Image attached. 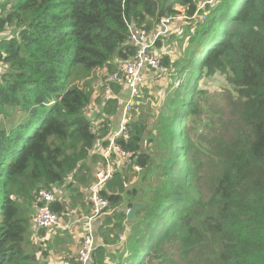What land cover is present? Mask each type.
Segmentation results:
<instances>
[{
    "label": "trees",
    "instance_id": "1",
    "mask_svg": "<svg viewBox=\"0 0 264 264\" xmlns=\"http://www.w3.org/2000/svg\"><path fill=\"white\" fill-rule=\"evenodd\" d=\"M203 1L0 0V264H42L28 249L40 190L55 192L50 206L63 218L72 204L82 203L79 217L92 211L87 163L99 160L94 150L100 139L108 144L120 109L105 99L101 126L90 120L94 73L115 72L135 55L132 29L159 27L181 14L178 6L193 17ZM161 65L150 73L184 78L165 90L152 152L142 120L131 119L129 137L118 141L134 165L102 191L111 206L96 229L95 264H264V0H220L182 58ZM216 69L237 97L233 118L213 136L214 126L197 125L211 97L196 84ZM134 166L141 187L128 188ZM64 186L72 201L57 194ZM136 197L146 206L128 222Z\"/></svg>",
    "mask_w": 264,
    "mask_h": 264
},
{
    "label": "built area",
    "instance_id": "2",
    "mask_svg": "<svg viewBox=\"0 0 264 264\" xmlns=\"http://www.w3.org/2000/svg\"><path fill=\"white\" fill-rule=\"evenodd\" d=\"M201 4L198 5L200 10ZM182 15L173 18L161 19V24L157 28L159 36L152 40L150 32L144 28L131 30V41L136 48L135 55L127 60L116 62L117 70L109 73L105 69H98L94 76L101 80V86L104 87L105 97L116 101L121 109L120 122L115 130L108 135V144L103 151L104 163L96 172L95 180L89 188V201L91 203V214L85 216L87 223L86 234L82 236L79 242L77 252L67 256L63 264H95L94 251L96 249L94 241L93 221L98 217L109 214L111 206L110 201L102 195L107 182L118 170H126L134 165L133 155L124 150L119 144L120 139H127L131 130V113L137 104L141 88L146 84L149 73L163 72L161 65L162 57L156 49L158 38L165 34L168 24L172 19H183ZM165 19H168L167 23ZM156 36V35H155ZM113 85L120 86V92L115 93ZM115 157L119 159L120 165H117ZM55 192L50 190H40L36 197V211L32 219V225L36 230H45L47 234H55L66 229L64 218L51 209L50 204L55 200ZM81 219V218H80ZM79 220H77L78 222ZM53 231H56L53 233ZM124 241V239H122Z\"/></svg>",
    "mask_w": 264,
    "mask_h": 264
},
{
    "label": "rangeland",
    "instance_id": "3",
    "mask_svg": "<svg viewBox=\"0 0 264 264\" xmlns=\"http://www.w3.org/2000/svg\"><path fill=\"white\" fill-rule=\"evenodd\" d=\"M219 1L220 0H204L203 2L200 3L201 4L200 10L197 11L198 10L197 7L196 14L193 17L187 16L188 7L178 6L177 9L183 11V12L181 11L180 15H182L184 18L178 20L172 19V21L167 26L166 33L161 35V39L159 40L161 42V46H157L156 44V49L160 53L162 57V61L163 59H166V57L174 61L182 58L186 49L188 48L189 35H195V29L197 25L208 18L211 10L215 7V5ZM173 17L175 16L165 17V18H173ZM167 22L168 19H165L164 23ZM157 27L158 26L150 30L151 31L150 38L152 40H155L159 36L158 34L160 32L159 30H157ZM2 72H4V70H1L0 67V73ZM181 76L182 74L180 75L177 72H175L173 74V77H171L170 73L165 71L163 74L152 75L150 79V73H149L146 84L140 90V97L138 98L137 104L131 113V119L142 120L147 124L148 132L145 139L146 140L145 146L149 147V152L150 151L152 152L155 148V143L151 141L152 136L150 135V132L152 130V127L155 124L157 125L158 123L159 115L162 111V105H164L165 103V90L173 84H175L176 87L179 84V82L184 78V77L181 78ZM93 78H94L93 83H97L94 84L95 92H97L99 86L101 85V82H99L96 76H93ZM101 88L103 87L101 86ZM203 90L209 93L211 99L207 104H204L202 111L199 113L198 116L199 122L197 125L199 126V129H203L207 125L214 126L215 130L213 132V136H215L219 132L220 127L224 123L227 124L228 121L231 118H233L236 102L234 104L232 102L237 97V92L233 84L230 82L228 74L220 69H216L215 71H213L212 76L210 78L203 79L198 84H196V91H203ZM102 96L103 95L101 93L99 97L102 98ZM0 121L3 122L4 120L0 119ZM184 123L185 121L183 120L181 125ZM101 144L102 142L100 139L98 146L94 150V153L96 154L98 153L100 155L99 160H97V162L94 164H92V162L87 163V166H90L93 173L95 174L102 167L104 163L103 151L105 146ZM115 160L117 165L121 164L117 157H115ZM134 172L139 174L142 173V171L135 166L133 168V171L131 170L125 173L126 178L130 181L128 188L141 187L139 176L133 177ZM87 190H88L87 187H84L77 192L87 193ZM204 190L205 192H208V188L204 187ZM56 192L57 194L62 196V199H66L68 201L73 200V198L71 197L72 192L70 189L67 188V186H64L60 191L56 190ZM74 196L78 198L79 202L82 200V197L76 196L75 194ZM142 196L143 195H141V197ZM69 208L74 209V206L69 205L68 209ZM33 231L36 230H32L31 232V242L28 249L30 251L35 250L38 255H42L40 251V247L42 249L48 248V250L50 251L51 249L49 246L46 245L41 246V242L46 240V238H50V234H47V237L43 239L36 232L33 233Z\"/></svg>",
    "mask_w": 264,
    "mask_h": 264
},
{
    "label": "crops",
    "instance_id": "4",
    "mask_svg": "<svg viewBox=\"0 0 264 264\" xmlns=\"http://www.w3.org/2000/svg\"><path fill=\"white\" fill-rule=\"evenodd\" d=\"M152 75H156V74L150 73V79ZM97 79L99 80V82H101L99 78ZM103 90L104 89L101 88L100 85L98 91L95 92L93 102L86 109V112L90 120L97 127H100L102 120H104L101 116H103L102 113L105 105V99L107 98H105ZM101 93L103 95L102 100H100L99 97ZM120 116H121V109H119L116 116L112 117V121H111L112 130L113 129L115 130V128L118 126L121 120ZM135 201L142 202V199L136 197ZM124 204H126V200ZM72 205L75 206L76 208L75 207L74 209L69 208L68 212L65 214V216L67 217V219L66 217L64 218V225H66V229L64 231H59L58 233L55 234H50V238H46V240L41 242V246H45V245L47 246V244L44 242H50L49 247L51 249L50 251L48 250V248L42 249L44 255H38V258L40 259L42 264H63L67 256L71 254H75L77 252L79 242L81 241L82 236L84 235L83 233L87 230V223L84 217L89 216L91 213H89V215L85 214L79 217L78 215L79 211L83 210L82 203H77ZM101 217L102 216L98 217L96 220L93 221L94 236H95L94 241L97 247L99 245H102L101 237L96 236V229L99 228L100 225L102 224ZM77 220L79 221L77 222ZM120 237L121 239L124 240L127 239V229L124 231V233H122ZM112 250H113L112 248L108 249L109 252Z\"/></svg>",
    "mask_w": 264,
    "mask_h": 264
},
{
    "label": "water",
    "instance_id": "5",
    "mask_svg": "<svg viewBox=\"0 0 264 264\" xmlns=\"http://www.w3.org/2000/svg\"><path fill=\"white\" fill-rule=\"evenodd\" d=\"M145 206H146V203L141 202V201H135L133 203V206L127 211L128 222L134 221L137 218V212L140 209L145 208Z\"/></svg>",
    "mask_w": 264,
    "mask_h": 264
},
{
    "label": "bare ground",
    "instance_id": "6",
    "mask_svg": "<svg viewBox=\"0 0 264 264\" xmlns=\"http://www.w3.org/2000/svg\"><path fill=\"white\" fill-rule=\"evenodd\" d=\"M53 232H56V231H53ZM87 232L85 231L83 234H86ZM71 259H74L73 256H69Z\"/></svg>",
    "mask_w": 264,
    "mask_h": 264
},
{
    "label": "clouds",
    "instance_id": "7",
    "mask_svg": "<svg viewBox=\"0 0 264 264\" xmlns=\"http://www.w3.org/2000/svg\"><path fill=\"white\" fill-rule=\"evenodd\" d=\"M64 231V230H63Z\"/></svg>",
    "mask_w": 264,
    "mask_h": 264
}]
</instances>
